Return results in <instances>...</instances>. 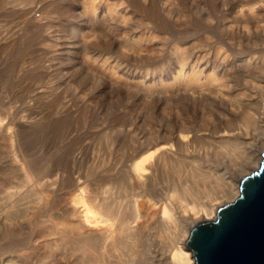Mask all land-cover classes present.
Instances as JSON below:
<instances>
[{
  "label": "rangeland",
  "instance_id": "374dc122",
  "mask_svg": "<svg viewBox=\"0 0 264 264\" xmlns=\"http://www.w3.org/2000/svg\"><path fill=\"white\" fill-rule=\"evenodd\" d=\"M12 1L0 0V37L14 32L11 42L0 44V124L6 130L5 134L0 133V169L5 166L13 169L0 171V204L5 201L3 198L6 193L15 192L12 203H3L0 209V264H9L7 259L18 264H37L41 254L47 249L44 243H40L37 249L28 245L27 248L21 247L23 251L15 250L14 239L8 235L21 233L19 226L24 220L16 219L8 225L5 219L7 213L16 210H36L32 208L35 201L32 187L21 181L20 171L17 170L20 157L13 137H9L13 133L8 126L10 116L20 118L24 115L25 110L33 104L30 96H34L37 91H42V95H38V102L34 107L43 109L46 113V118L40 124L44 131L36 141L32 140V135L41 130L38 129L39 125H32L33 128L28 133L20 135L35 142L32 144V151H29L30 158L44 162L43 167L48 171L41 186H37L35 190H56L53 195L59 203L46 210H62L63 205L69 206L71 194L85 193L89 183H97L107 178L108 174L118 178L117 187L112 188V205L124 210L125 215L129 216L130 210H133L130 199L134 196L152 209L168 204L175 207L176 202L168 197L178 186L190 183L189 172L203 170L209 175L210 185L217 182L222 184L220 181H225L235 171L234 161L231 160L241 164V154L237 155L239 158L234 153L231 156L235 158L218 155L219 150L215 145H218L223 134L212 133V128L219 121L220 125L226 123L223 115L230 118L229 124L239 125L238 114L229 112L220 104L197 101L202 109L199 117L203 114L201 120H198L206 123L210 130L207 132L212 135L203 137L197 144L189 145L187 150L174 152V158L181 165L179 176L172 178V172L175 171L170 166L166 167L167 171L161 167L151 174L148 179L150 181L145 182L143 188H137L127 183L121 168L124 147L138 133L146 132V135L150 126H172L171 117L168 119L167 116L172 113L173 102L177 105L196 104L183 91L175 92L179 83L191 85L187 87L203 83L227 84L234 90V95L238 94L236 97L239 100L236 101L241 104L239 106L245 108L247 105L252 112H255L253 99L264 102V30L250 32L251 40L263 48L259 52L261 59L245 64L246 56H241L239 51L234 52V39L238 40V35L234 34L235 24L240 19L238 11L234 12V8L238 6L236 0H106L114 4L109 14L103 4L105 0H96L94 6H90L93 9H87L88 0ZM163 6L171 9L168 15L164 12L166 19L169 18L167 25L163 24L166 21L161 14ZM253 7L261 20L260 24H264V1ZM241 10L244 15V22L241 23L254 28L252 16L244 8ZM153 19L163 28L157 26ZM93 25L97 30L108 29L111 33L118 30L111 46L108 45L109 42L104 44L98 39L94 47L83 50L77 41L78 35L82 33L76 34L75 29L80 28L86 32ZM125 25L131 29L125 32V37L124 34L121 37L120 32L125 29ZM141 29L145 32L142 43L148 48L147 54L144 51L134 53L130 49ZM157 38L165 41L164 50L160 49ZM246 40H242L244 48L248 47ZM175 44L180 47L174 51ZM94 67L101 68L104 73L111 72L114 76L127 75L130 80L142 82L152 91H162L163 93L152 95L148 100L159 96L164 103L163 109L157 111L153 106H143L140 95H137V100L134 98L130 101L134 96H128L117 86L107 85L105 77L96 73ZM246 67L249 68L248 74L247 71L244 72ZM53 100L70 101L68 117L60 122L56 130L53 129V121L57 115L49 107ZM65 129L70 130L68 135L64 134ZM147 136L148 134L145 137ZM79 145L88 147L85 157H94L100 166L76 184V179L70 177L74 167L66 162H71ZM263 154L264 150L259 155L257 152L256 166L249 167L248 170L246 168L242 178L258 170ZM112 162L118 165L106 173L107 164ZM90 164L91 161L86 163L84 160L78 169L86 173ZM49 170L58 172L49 175ZM236 186L239 188V182ZM219 187L223 191L228 186L225 184ZM229 201L222 200L220 207L231 202ZM216 211L217 209L215 216ZM139 222L146 224L144 218ZM148 223L146 229H137L139 250L149 247L153 253L160 248L166 255L169 254L173 238L171 231L164 229L161 232L157 223ZM26 224V231H30L33 223ZM8 231L12 232L8 234Z\"/></svg>",
  "mask_w": 264,
  "mask_h": 264
},
{
  "label": "bare ground",
  "instance_id": "6f19581e",
  "mask_svg": "<svg viewBox=\"0 0 264 264\" xmlns=\"http://www.w3.org/2000/svg\"><path fill=\"white\" fill-rule=\"evenodd\" d=\"M88 1L89 6L87 9H93L92 7L96 0ZM144 1L146 2V0ZM236 1L238 6L234 8V12L236 10L238 11L240 19L235 24L236 32L234 31V34L238 35V40L234 39V52L239 51L242 53L240 54L241 56H246L245 64L255 63L261 59L259 52L263 48L258 47V44L256 45V42L251 40L250 32L252 30L255 32L259 29L264 30V24H260L261 20L255 14V7L253 6L264 0ZM120 3L122 4V1ZM103 4L106 6L105 8H107V13L109 14L114 4L112 5V3L106 0ZM242 8L252 16L254 28L242 24L244 22ZM86 11L88 12V10ZM86 11L84 12L86 13ZM170 11L171 9L162 7L161 14L166 20L163 21V24L167 25L169 23V18L166 19L164 12L168 15ZM153 20L155 21V19ZM154 23L161 29L163 28L156 21ZM93 26L86 32H83L80 28L75 29L76 34L82 33L78 35L77 41L80 43V46L82 45L83 50L87 51V48L94 47V43H97L98 39H101L100 41L104 44L109 42L110 44L108 45L111 46L113 44V37L117 36L116 33L118 30H113L111 33V30L110 32L108 29L97 30ZM130 29V26L125 25V29L120 32V36L122 37V34H124L123 37H125V32H128ZM142 30L139 31V37L132 42L133 48L131 46L130 49L134 53L144 51L147 54L149 53L148 48L147 46L144 47L142 43L145 40V32ZM105 31H108V34H105ZM13 35L14 32H9L8 35L1 36L0 44L2 42H11ZM245 38L247 39V48L242 46V40L245 41ZM157 40L160 41V49L164 50L166 47L165 41L161 40V38H157ZM110 46L108 47L110 48ZM179 47L178 44H175L173 50L175 51ZM94 70H96V73L105 77L107 85L111 87L117 86L120 90L126 92L128 96H134L133 98L129 97L130 101L138 98L137 95H140L142 97L140 101L143 103V106H153L157 111L163 109L162 106L164 103L159 96L148 100L152 95L163 93L162 91H152L144 83H137L130 80L131 78L127 75L114 76L111 72L104 73L99 67H94ZM248 70L249 68L246 67L244 72L247 71L248 74ZM187 86L191 85L188 83H179L175 92L183 91V94H187V97L195 103L197 101L199 103L208 101L207 103L212 105L220 104L229 112H233L235 115L238 114L239 125L234 124L233 126V123L229 124L231 123L229 122L230 118L227 115H223L225 116L226 123L220 125L219 121L212 128V133L222 132L223 134L221 135L222 139L220 138L221 140L217 142L218 145H215L219 150L218 155L229 157L231 153H234L236 156L241 154V164L235 160H231L234 161L235 171L227 177L228 179H225V181L222 180V182L220 181L222 184L217 182V184L210 185L211 182L208 181L209 175L203 172V170L189 172L190 183L185 184L183 187L178 186V189L173 191L172 195L168 197L176 202L175 207L168 204V206L159 205L152 209L142 200L135 198V196L134 198L130 197L133 210H130L129 216L124 214V210H119L116 205H112V201L110 200V197L113 195L112 188L117 187L116 181L118 179H115L112 174H108L107 178L99 180L97 183H89L85 193L71 194L69 206L67 204L63 205L62 210H46L50 206L58 205L59 202L57 197L53 195L56 192L54 188L50 190H42L41 188L38 191L35 190L37 186H41L46 177L45 173H48V171L43 167L44 162L36 158H30L31 152L29 151L33 149L32 144L35 143L33 141H36V138H39L40 134L44 131L40 124L46 118V113L43 109H38V107L36 109L34 107V104L39 98L38 95H42V91H37L34 96H30V101L33 104L25 110L24 115H21L20 118L10 116L8 126L13 133L9 137H13L19 153L18 156L20 157V164L17 170L20 171L21 181L28 183L32 187L31 189L35 195L32 208L36 209L29 211L16 210L5 215L8 225H11L16 219L23 218L24 220L19 226L21 233L15 232L13 233L14 235H8L14 239L13 246L16 247H14L15 250L23 251L22 249L27 248L28 245H32L33 249H37L41 245L40 243H44L47 249L41 254L37 264H192L194 259L192 254H190L191 252L184 250L187 249L185 243L192 225L206 221L207 219H213L215 209L220 207L222 200L227 199L232 202L238 196L239 188L236 184L238 182L240 184L246 168L248 170L249 167L256 166L257 156L259 152H263L264 150V102L261 103L253 99L255 102V104L253 103L255 105V112H252L247 105L245 108L239 106L241 104L236 101L238 94L234 95V90L227 86V84L217 83L206 85V83H203L201 85H194L193 87ZM65 99L67 100V98ZM69 103L70 101L53 100L49 106L51 111H54V114L57 115V118L53 121L54 130L57 129V126H60V122L68 117L70 110ZM199 103L194 105L184 103L177 105L176 102H173L172 113L167 116L168 119L171 117L172 126L164 128L162 126L155 127L152 125L153 127L150 126L151 129L147 132V137H145L147 134L144 135L146 132L142 134L138 133L135 139H132L124 147L121 157L123 166L121 168H123L127 183L133 187L143 188L146 184L145 182L150 181L148 179L155 170L161 167H164L163 169L166 170L168 166L175 171L174 173L172 172V178L179 176L181 165L174 158V152L176 150H187L189 145L197 144L203 137L212 135L207 132L210 130L206 123L204 122V124L202 123L203 121H200L203 114L199 117L202 111ZM85 105L88 104L85 103ZM242 106L244 105L242 104ZM199 118L200 120H198ZM35 124L39 125L38 129L41 130L33 133V141L25 137L23 138L20 135L21 133H28L33 128L32 125ZM49 125L52 124L49 123ZM3 127L0 124V133L5 134L6 130ZM69 129L64 130L65 135L70 133ZM21 139H23V143ZM242 146L245 147L242 148ZM87 150L88 147L85 148V146L79 145L72 156L71 162H66V164L74 167L70 177L76 179V184L81 182L82 177L86 178L87 175L93 173L100 166V163L94 157H85ZM231 157L235 158L233 156ZM237 157L239 158V156ZM84 160L86 163L91 161L86 173L78 169L79 164H82ZM117 165L118 163L116 162L108 163L107 169L104 167L106 173L112 171ZM6 170L12 171L13 169L9 166L0 169L2 172H6ZM55 172H58V170L54 172L49 170V175ZM213 181L216 183V180ZM225 184L228 187L226 190L224 189L225 191H221L219 185L224 186ZM14 196L15 192L6 193L3 198L5 199L3 203H12L15 199ZM183 200L187 201L184 202ZM3 203L0 204V209L4 205ZM141 218H144L146 224L139 222ZM150 221L159 225V231L164 232V229H166L173 234L169 254L166 255L160 248L153 253L149 247H143V250H139L137 229H146ZM30 222L33 223V227L30 231H26L28 228L26 223ZM14 230L15 228L12 231ZM12 231H8V234ZM140 251L143 252L140 253ZM7 262L9 264H18L11 259H7Z\"/></svg>",
  "mask_w": 264,
  "mask_h": 264
},
{
  "label": "water",
  "instance_id": "95a60500",
  "mask_svg": "<svg viewBox=\"0 0 264 264\" xmlns=\"http://www.w3.org/2000/svg\"><path fill=\"white\" fill-rule=\"evenodd\" d=\"M185 246L193 264H264V154L240 180L238 196L192 226Z\"/></svg>",
  "mask_w": 264,
  "mask_h": 264
}]
</instances>
